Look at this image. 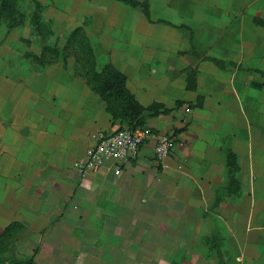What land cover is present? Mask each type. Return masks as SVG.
I'll list each match as a JSON object with an SVG mask.
<instances>
[{"label":"crops","instance_id":"0c3cea01","mask_svg":"<svg viewBox=\"0 0 264 264\" xmlns=\"http://www.w3.org/2000/svg\"><path fill=\"white\" fill-rule=\"evenodd\" d=\"M115 4L104 23L90 9L86 33L0 46L5 264L264 263V0H147L150 19ZM106 64L144 107L172 110L144 113L136 159L81 175L94 131L117 128L87 78Z\"/></svg>","mask_w":264,"mask_h":264},{"label":"rangeland","instance_id":"374dc122","mask_svg":"<svg viewBox=\"0 0 264 264\" xmlns=\"http://www.w3.org/2000/svg\"><path fill=\"white\" fill-rule=\"evenodd\" d=\"M118 1L123 2L122 0H0V46L6 47L9 44L15 47L19 42L30 43V39L34 44H39L43 31H46L47 35L63 31L67 36H71L77 29L80 34L86 33L87 24L93 22V16L89 17V10H94L93 15L102 19L104 23L105 11L110 10ZM142 3L146 4L147 0H142ZM76 19L81 25H85V28L73 25ZM24 33L29 34V40L22 38L21 35ZM65 47L72 48L70 41H66ZM2 235H0V264H5L12 255L7 246V238L4 239ZM218 251L220 252L219 248ZM222 253L225 261L226 251L222 249Z\"/></svg>","mask_w":264,"mask_h":264},{"label":"trees","instance_id":"16d2710c","mask_svg":"<svg viewBox=\"0 0 264 264\" xmlns=\"http://www.w3.org/2000/svg\"><path fill=\"white\" fill-rule=\"evenodd\" d=\"M131 7L140 8L147 19H150L147 3L144 4L138 0H122ZM79 32V29L73 33ZM87 78L111 118V124L116 125V130H121L125 127L133 128L135 126L143 127L146 123L145 112L150 115L159 113H167L171 108H165L160 103H152L144 107L135 97V95L126 86V77L123 73L117 70L111 64H106L100 70L96 71L91 68L87 71ZM194 72L191 71L187 75V89L194 86ZM181 129H175L174 135L180 132ZM227 167L230 174L236 170L235 155L232 152L227 154ZM2 237L7 238V232L3 233ZM9 263L12 264H35L32 257L24 259H13Z\"/></svg>","mask_w":264,"mask_h":264},{"label":"built area","instance_id":"2783aa9c","mask_svg":"<svg viewBox=\"0 0 264 264\" xmlns=\"http://www.w3.org/2000/svg\"><path fill=\"white\" fill-rule=\"evenodd\" d=\"M91 137L93 144L86 155L73 163L81 175L95 172L107 162L121 166L136 159L141 145L151 137V130L146 126H135L107 134L101 129H96ZM174 141L175 138L171 134L159 135L153 147L154 156L163 160L169 155Z\"/></svg>","mask_w":264,"mask_h":264}]
</instances>
